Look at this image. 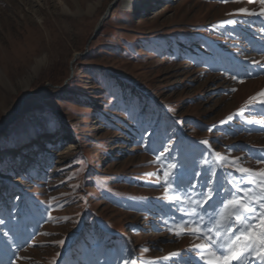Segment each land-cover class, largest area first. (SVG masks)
Listing matches in <instances>:
<instances>
[{
    "label": "rangeland",
    "instance_id": "rangeland-1",
    "mask_svg": "<svg viewBox=\"0 0 264 264\" xmlns=\"http://www.w3.org/2000/svg\"><path fill=\"white\" fill-rule=\"evenodd\" d=\"M114 1L0 0V264H206L190 225L259 191L261 0H119L95 36Z\"/></svg>",
    "mask_w": 264,
    "mask_h": 264
},
{
    "label": "snow or ice",
    "instance_id": "snow-or-ice-1",
    "mask_svg": "<svg viewBox=\"0 0 264 264\" xmlns=\"http://www.w3.org/2000/svg\"><path fill=\"white\" fill-rule=\"evenodd\" d=\"M222 2H227V0H222ZM234 2H238V0H234ZM261 3L264 4V0H261ZM239 11L249 15L254 14L243 8ZM228 23H234V21H228ZM255 63L259 62L255 61ZM258 99L259 102L264 103V90L249 97L247 103L250 104ZM201 143L207 145L208 141L204 140ZM216 156L219 157L220 154L216 153ZM236 160L232 162V165L236 167L237 171L264 177V170L255 173L250 168L238 166ZM173 168H175V165H168V169ZM164 176L166 177L165 184L170 187L171 176L169 171L166 170ZM248 183H256L259 191L251 188H237V191L243 192V195L236 196L234 194L232 199L222 202L223 207L218 213V217L206 231L195 222L190 225L192 234L207 241L206 245H196L197 248L202 249L201 258L207 257L206 264H232V261H240L249 252L256 254L261 264H264V179L260 181L249 180ZM169 187L165 188L166 195L169 192ZM201 195L203 199L190 201L189 198L187 202L203 206L212 199L211 191L207 195ZM173 199L180 200V197L174 196ZM196 214V210L192 209L191 215ZM203 219V216H201L200 221H203ZM2 223L3 221L0 220V224ZM221 230H223V234ZM57 243H63V241H57ZM125 264H128V262H125ZM132 264H135V262L133 261Z\"/></svg>",
    "mask_w": 264,
    "mask_h": 264
},
{
    "label": "water",
    "instance_id": "water-1",
    "mask_svg": "<svg viewBox=\"0 0 264 264\" xmlns=\"http://www.w3.org/2000/svg\"><path fill=\"white\" fill-rule=\"evenodd\" d=\"M118 1H119V0H115V1L110 5V7L108 8V11L106 12V14L101 18V20H100V22L98 23V26H97V28H96V30H95V36L98 35V33L100 32V30H101V28H102V26H103L105 20L110 16L111 11L114 9V7H115L116 4L118 3ZM83 55H84V54H77V55L74 57V59H73V61H72V64H74V63L76 62V60H77V58H78L79 56H83ZM72 72H73V71H72ZM23 105H24V100H23L21 106H23ZM21 108H22V107H20V110H21ZM17 114H18V113H17Z\"/></svg>",
    "mask_w": 264,
    "mask_h": 264
},
{
    "label": "bare ground",
    "instance_id": "bare-ground-1",
    "mask_svg": "<svg viewBox=\"0 0 264 264\" xmlns=\"http://www.w3.org/2000/svg\"><path fill=\"white\" fill-rule=\"evenodd\" d=\"M44 62L42 60H37L36 64L33 67L35 72H38L39 69L43 66Z\"/></svg>",
    "mask_w": 264,
    "mask_h": 264
},
{
    "label": "trees",
    "instance_id": "trees-1",
    "mask_svg": "<svg viewBox=\"0 0 264 264\" xmlns=\"http://www.w3.org/2000/svg\"><path fill=\"white\" fill-rule=\"evenodd\" d=\"M116 237V236H115Z\"/></svg>",
    "mask_w": 264,
    "mask_h": 264
}]
</instances>
